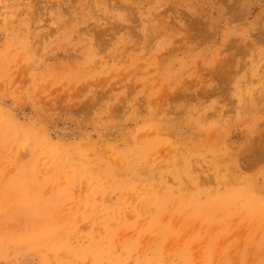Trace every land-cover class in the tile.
I'll list each match as a JSON object with an SVG mask.
<instances>
[{"label": "rangeland", "instance_id": "rangeland-1", "mask_svg": "<svg viewBox=\"0 0 264 264\" xmlns=\"http://www.w3.org/2000/svg\"><path fill=\"white\" fill-rule=\"evenodd\" d=\"M0 264H264V0H0Z\"/></svg>", "mask_w": 264, "mask_h": 264}]
</instances>
